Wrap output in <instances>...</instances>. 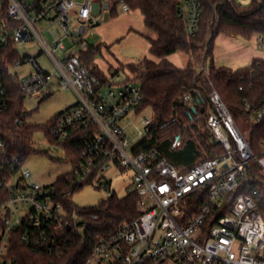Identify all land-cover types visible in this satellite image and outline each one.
<instances>
[{
  "label": "built area",
  "instance_id": "obj_1",
  "mask_svg": "<svg viewBox=\"0 0 264 264\" xmlns=\"http://www.w3.org/2000/svg\"><path fill=\"white\" fill-rule=\"evenodd\" d=\"M181 2L179 14L186 18L187 31L194 37L202 13L201 0ZM110 8L109 3L96 0L84 4L73 0H0V112L10 104L2 64L11 59L9 46L17 50L18 46L37 44L39 55L48 58L54 71L41 66L38 58L20 56L12 69L33 66L28 77L19 79L21 90L28 96H46L58 86L72 90L77 97V103L57 119L49 137L66 140L77 124L95 128L82 145L81 164L73 168L74 186L90 179L99 181L112 167L135 173V189L131 192L140 197L139 217L100 238L85 264H264V218L253 195L239 194L224 205V197L247 181L250 163L255 162L264 171V139L254 152L249 137L210 82L206 128L225 154L181 172L160 157L157 149L140 150L149 134L157 135L175 120L153 130L154 113L144 115L149 109L140 110L145 95L139 83L130 77L121 81L119 75V81L108 76L102 80L81 59L80 54L90 47L87 35L93 26L92 16H102ZM119 10L128 11L124 5ZM72 20L77 23L75 28ZM44 22H48L45 28L41 26ZM51 26H57L74 47L67 49L60 40L48 43L44 35ZM59 52L66 56L58 57ZM183 101L199 115L191 94ZM251 110V104L245 103V111ZM246 120L249 134L253 125H264V98ZM15 122L24 123L20 119ZM132 127L137 134L130 140L128 130ZM180 145L181 138L177 137L172 148ZM4 148L0 142V264H19L12 255V239L21 230H25L23 239L35 246L50 241L49 250L56 253L68 244L57 236L58 231L67 228L83 241L88 219L98 217L87 216L85 210L69 212L62 198L73 195V190L60 195L52 185L34 184L30 172L21 170L24 162L15 158L8 166L2 161ZM101 186L110 191L111 181ZM198 194L205 199L190 213L191 198ZM224 210V216L214 218Z\"/></svg>",
  "mask_w": 264,
  "mask_h": 264
},
{
  "label": "trees",
  "instance_id": "obj_2",
  "mask_svg": "<svg viewBox=\"0 0 264 264\" xmlns=\"http://www.w3.org/2000/svg\"><path fill=\"white\" fill-rule=\"evenodd\" d=\"M109 4L110 17H117L119 7L124 5L129 11H139L146 27L156 34V38L150 40V54L153 58L145 57L138 62L123 65L117 69V73L126 68L130 72V79L142 86L145 100L140 110L149 109L154 113L153 130L175 120L159 130L157 135L149 134L141 142L140 150L157 149L160 157L170 161L181 172L188 171L206 159L225 154L223 146L214 143L206 128L210 112V82L237 121L248 118L264 98V60L256 59L249 67L238 70L217 66L214 62L215 42L220 34L233 39L251 41L261 38L264 41V0H254L249 7L237 5L234 0H201L202 13L194 37L187 31L186 18L179 14L181 0H112ZM8 50L11 59L9 62L2 61L5 86L10 96L8 109L0 112V142L5 144L2 161L8 166L15 158L25 162L37 152L34 137L41 133L47 136L50 144L63 148L73 168L80 165L82 145L95 132V128L77 124L72 128L69 138L60 142L50 138L49 131L64 112L47 125L29 123L30 114L25 108L28 95L21 90L19 78L12 69L13 62L19 59L20 54L13 45ZM99 51L100 48L90 45L89 50L82 52L80 57L100 79L106 80V74L95 64ZM173 54L184 58L182 68L169 60L168 57ZM187 94L193 96L199 115L185 105L183 98ZM50 96L46 95L43 99ZM245 103L251 104V112L245 111ZM17 119L24 123L16 124ZM177 137L181 138V145L173 149ZM263 139L264 125H253L249 140L254 152L258 151L259 142ZM75 179L72 171L59 176L52 186L58 189L60 195L70 190L75 193L83 186L75 187ZM242 193L253 195L264 218V171L255 162L249 164L247 181L224 197V205L227 206ZM204 199L203 194L191 198L193 202L190 213L195 212ZM62 200L69 212L85 210L87 216L98 217L97 220L88 219L85 239L82 241L67 228L58 231L57 236L68 244L60 253H56L49 250L52 247L50 241L35 246L33 242L23 239L25 230H21L13 234L12 239V255L19 264H85L100 238L140 215V197L137 192H130L124 197L113 194L100 207L93 209L77 207L72 195ZM226 213L227 210L217 212L214 218Z\"/></svg>",
  "mask_w": 264,
  "mask_h": 264
},
{
  "label": "rangeland",
  "instance_id": "obj_3",
  "mask_svg": "<svg viewBox=\"0 0 264 264\" xmlns=\"http://www.w3.org/2000/svg\"><path fill=\"white\" fill-rule=\"evenodd\" d=\"M76 4H84L86 0H73ZM102 4L111 3L112 0H96ZM237 5L249 7L254 0H234ZM110 16V11H105L102 16H92V24L89 29L87 40L90 45L96 49L100 48L95 58V64L98 69L105 72L107 76L114 81L116 75L120 76V80L124 81L129 78L130 72L124 68L117 73L123 65L128 63L138 62L141 59L148 57L153 58L150 54V40L156 38V34L149 30L144 22V17L139 11H120L117 17ZM72 20V28L77 26V23ZM95 23V24H94ZM43 28L48 26V22L41 24ZM45 39L48 43H53L60 40L67 49L73 48V41L70 38L63 37L61 31L57 26H51L45 33ZM224 36L220 34L215 42V49L217 57L218 51L223 52L222 56L226 64L229 58L235 54L231 51H226L224 48ZM242 43L246 47H253L257 50L264 51V42L261 43L259 39L252 41H243L238 39L235 44ZM76 47L74 48V50ZM20 56H31L38 58V62L44 68L54 71L45 55H39L40 47L37 44H29L18 46ZM58 57L64 58L65 52H59ZM176 66L183 67L185 64L184 58L179 54H173L168 57ZM220 59V58H219ZM220 64L219 60H216ZM215 62V63H216ZM243 65V64H242ZM248 66V63L244 65ZM235 68H239L236 64ZM33 66L27 64L21 68H14L13 72L18 74L20 80L29 76L32 72ZM44 95L27 96L25 100V108L30 114L28 122L38 125H47L56 119L60 113L65 112L77 103V97L72 90L61 89L56 86L51 93V96L44 100ZM151 110H147L144 115H148ZM134 117H131L133 119ZM138 121V120H136ZM238 125L246 136L250 137L248 130L250 125H247L246 118L238 120ZM136 130L132 127L128 130L130 140L136 137ZM36 153L29 156L24 162L21 170H28L31 174V181L34 184L41 186L53 185L59 176L73 171V165L69 161L65 151L60 146L50 144L45 135L39 133L34 137ZM20 177V173L16 174L15 179ZM135 173L132 171L123 172L112 167L109 172L101 180H94L89 183H84L82 189L72 195L74 204L82 209H93L101 206L113 194L118 197H124L135 189ZM111 181V190H106L101 186ZM163 264H175L173 262H165Z\"/></svg>",
  "mask_w": 264,
  "mask_h": 264
},
{
  "label": "crops",
  "instance_id": "obj_4",
  "mask_svg": "<svg viewBox=\"0 0 264 264\" xmlns=\"http://www.w3.org/2000/svg\"><path fill=\"white\" fill-rule=\"evenodd\" d=\"M223 36L225 38L223 40L224 48L226 49V51H231L235 54L232 56V58L227 59L229 61L226 64H222L223 61H225L224 59H226V57L223 58V56H222L223 52L218 51V55L220 56L219 57L220 59H219L217 57L216 49H215L214 50V62H216L217 59L220 62V64H217V62L215 63L217 66H226V67H230L234 70H238V69L246 68L244 65L247 63H248L247 67H249L251 65V63L256 59H263L264 60V51L263 50H257L256 48H253V47H246V49H245L244 44H242V43L235 44V42L238 41V39H233V38H230L226 35H223ZM254 39H257V38H254ZM242 40L245 42L247 41L245 39H242ZM149 51H150V48H149ZM133 63H135V62H133ZM236 64H239L240 67L239 68L233 67V65L235 66ZM180 68H182V67H180ZM103 73H105V72H103ZM106 76H107V74H106Z\"/></svg>",
  "mask_w": 264,
  "mask_h": 264
},
{
  "label": "water",
  "instance_id": "obj_5",
  "mask_svg": "<svg viewBox=\"0 0 264 264\" xmlns=\"http://www.w3.org/2000/svg\"><path fill=\"white\" fill-rule=\"evenodd\" d=\"M108 17H109V16L107 15V16H106V18H108ZM192 111H194V112H195V108H194V107H192Z\"/></svg>",
  "mask_w": 264,
  "mask_h": 264
}]
</instances>
